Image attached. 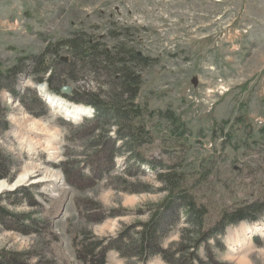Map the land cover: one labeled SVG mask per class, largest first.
Returning a JSON list of instances; mask_svg holds the SVG:
<instances>
[{"label": "rangeland", "instance_id": "374dc122", "mask_svg": "<svg viewBox=\"0 0 264 264\" xmlns=\"http://www.w3.org/2000/svg\"><path fill=\"white\" fill-rule=\"evenodd\" d=\"M76 31L108 47L115 35H123L119 41L151 59L139 72L135 101L147 111L171 109L185 127L181 140L168 137L164 120L154 113L143 121L153 138L137 150L143 160L122 149L126 138L113 121L109 127L95 123V109L69 105L45 81L35 80L33 57ZM43 58L53 59L48 54ZM19 62L24 72L6 82L14 91H0V151L9 160L8 173L0 178L6 184L0 191L1 259L9 253L25 264H78L76 236L86 235L106 248L104 239L125 233L121 253L108 250L105 264H144L123 254V248L137 239L143 223L173 191L186 188L206 206L203 229L219 218L222 208L260 196L264 0H0V69ZM66 84L70 95L87 87L83 80ZM69 108L82 112L67 115ZM32 121L38 126L32 128ZM106 147L113 151L111 176L73 185L69 177L78 174L80 162ZM28 163L39 171L7 188ZM42 170L59 171L61 189L47 178L35 182ZM169 171L181 179L173 190L161 176ZM166 209H160V216L167 236L159 244L176 252L198 228L189 216ZM263 223L264 215H259L252 222L228 224L226 232L206 236L196 252L208 263L210 249L218 264H264V233L245 234L246 228ZM145 264L166 262L154 255Z\"/></svg>", "mask_w": 264, "mask_h": 264}, {"label": "trees", "instance_id": "16d2710c", "mask_svg": "<svg viewBox=\"0 0 264 264\" xmlns=\"http://www.w3.org/2000/svg\"><path fill=\"white\" fill-rule=\"evenodd\" d=\"M121 36L115 35L113 45L108 47L102 45L99 39L94 40L83 31H76L69 37L50 42L43 54L34 56L32 72L36 76L35 80L37 82L45 81L52 93L55 92L68 101L82 103L95 109V123L109 127V122L113 121L122 130V137L125 136L126 138L121 145L122 149L135 153L143 159L144 157L139 155L137 150L153 142L152 134L145 129L143 122L145 118L155 116V113L164 120V132L168 134V137L177 140L182 139L181 137L185 134V127L171 109L156 112L147 111L145 107L140 106L135 101L141 85L139 72L142 68L150 65L152 61L149 57L138 54L125 41H119L123 39ZM59 53H64L66 59H61ZM45 54L50 55L53 59L44 60ZM24 67V63L19 62L6 70L0 69V91L8 89L13 92L14 89L7 86L6 82L12 81L16 75H21L24 72ZM86 73L90 75L88 79L83 78ZM46 74L47 77L45 78ZM81 80L87 87L79 89L73 95H63L59 92L61 86L65 85L67 81L79 82ZM2 113L3 110L0 105V115ZM220 129L222 130V127ZM259 132L264 137L263 127L260 128ZM100 141L99 138L97 142ZM110 149V147L101 149L97 151L94 157L81 161L78 174L75 177H69L72 179L70 181L73 185L78 186L85 182L95 184L109 178L113 170V151L111 154ZM8 168L9 160L0 151V178L6 176ZM161 176L169 190H173L175 185L181 183V179L176 178L170 171ZM260 190V196H256L255 200L222 208L219 211V218L214 219V221L211 220L204 229L202 224L208 213L206 206L196 202L193 194L186 188L173 191L174 196H170L160 209L164 210V207L167 206V213L180 211L181 217L186 216L188 218L189 216L190 222L194 224L195 228H198V231L195 230L194 232L195 236L191 235L190 241L176 252H172L171 249H162L159 240L167 236V232L163 230L165 217L160 216L161 212L158 209L147 222L143 223V228L137 239L132 241L128 247L123 248V254L135 256L144 264L154 255L165 260L166 264H218L211 259L210 249L208 257H206L209 263L203 262L196 252L198 245L201 244V241L204 242L206 236L212 237L215 234H222L224 230L226 232L228 224H237L247 220L252 222L259 218V215L262 217L264 215V185ZM10 215L12 220L18 222L16 215ZM170 216L171 214L167 215V217ZM169 224L173 229V224ZM122 235L125 236V233L104 239L103 246L107 245L106 248L86 235L83 237L76 236L73 242L76 261L78 264H105L108 250L113 249L120 252V246L123 245ZM119 236V241L115 242L114 240ZM180 252L183 253L180 254ZM5 255L2 259L0 258V264H25L12 254Z\"/></svg>", "mask_w": 264, "mask_h": 264}, {"label": "bare ground", "instance_id": "6f19581e", "mask_svg": "<svg viewBox=\"0 0 264 264\" xmlns=\"http://www.w3.org/2000/svg\"><path fill=\"white\" fill-rule=\"evenodd\" d=\"M65 110H66L65 112H66L67 115H69L68 112H70V114H77V113L82 112V110H78L77 111V110H73V109H70V108L69 109H65ZM83 112H85V111H83ZM30 124H31L32 128H35V127L38 126V123L36 121H32ZM39 169L40 168L38 167V165L29 164V163L24 165V167H22L21 173L19 174L17 179L12 184H10V186H8L7 188H11L13 186L19 185L22 182H27L28 177L30 175H32L33 173H35L36 171H39ZM41 173H42L41 174L42 176H39L37 179H35V182L43 181L45 178H47L48 180H52V181H54V183H57L59 185V188L61 189V187H62V185L64 183V180H63V177L61 176V173L59 171H53V172H50V174H47V171H43L42 170ZM3 189H6V184L4 182H0V191L3 190ZM245 231H246V233H245L246 235L248 233H252V232H256V231H262L264 233V223L262 225L261 224L260 225L256 224L255 226H253L251 228H246ZM239 261L241 263H245V261L242 260V259H239Z\"/></svg>", "mask_w": 264, "mask_h": 264}, {"label": "water", "instance_id": "95a60500", "mask_svg": "<svg viewBox=\"0 0 264 264\" xmlns=\"http://www.w3.org/2000/svg\"><path fill=\"white\" fill-rule=\"evenodd\" d=\"M61 59L65 60L66 58L65 57H60ZM193 84L196 83L195 79L193 78L192 81H191ZM59 92L63 95H70L71 94V87L68 86L67 84L61 86V88L59 89ZM54 94H56L55 92H53ZM58 97L60 96L59 94H56ZM62 96H60L61 98ZM66 100V99H65ZM68 101V100H67ZM66 101V102H67ZM68 104H75V105H81L83 107H85L82 103H75V102H72V101H68L67 102ZM62 210V209H61ZM60 210V211H61Z\"/></svg>", "mask_w": 264, "mask_h": 264}]
</instances>
